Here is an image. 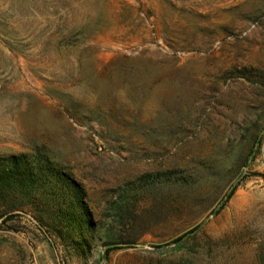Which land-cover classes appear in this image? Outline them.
Returning <instances> with one entry per match:
<instances>
[{"label":"rangeland","instance_id":"obj_1","mask_svg":"<svg viewBox=\"0 0 264 264\" xmlns=\"http://www.w3.org/2000/svg\"><path fill=\"white\" fill-rule=\"evenodd\" d=\"M11 156L85 211L7 199L0 264H264V0H0Z\"/></svg>","mask_w":264,"mask_h":264},{"label":"trees","instance_id":"obj_2","mask_svg":"<svg viewBox=\"0 0 264 264\" xmlns=\"http://www.w3.org/2000/svg\"><path fill=\"white\" fill-rule=\"evenodd\" d=\"M47 164H43L40 160L32 162L27 156H11L0 159V204L7 199H14L18 194L20 197H38L43 212L41 214L47 215L51 213L52 206L50 201L43 192H50L53 188H57L61 181L65 182L73 191L75 196L74 205L77 210L85 211V205L82 198L81 189L68 177L66 178L61 173L51 171ZM41 192V193H40ZM231 190L229 195H232ZM11 212H2L0 220L8 216ZM42 221L38 220V227L41 226ZM192 232H189L190 234ZM182 240L178 238L175 243L178 244ZM108 254L106 252L105 256Z\"/></svg>","mask_w":264,"mask_h":264}]
</instances>
